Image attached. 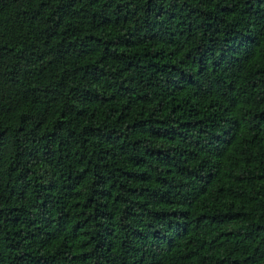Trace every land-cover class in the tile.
<instances>
[{
    "label": "trees",
    "instance_id": "16d2710c",
    "mask_svg": "<svg viewBox=\"0 0 264 264\" xmlns=\"http://www.w3.org/2000/svg\"><path fill=\"white\" fill-rule=\"evenodd\" d=\"M0 264H264V0H0Z\"/></svg>",
    "mask_w": 264,
    "mask_h": 264
}]
</instances>
